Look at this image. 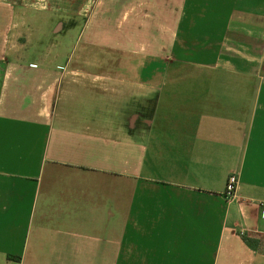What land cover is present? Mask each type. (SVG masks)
I'll return each instance as SVG.
<instances>
[{
    "label": "crops",
    "instance_id": "1",
    "mask_svg": "<svg viewBox=\"0 0 264 264\" xmlns=\"http://www.w3.org/2000/svg\"><path fill=\"white\" fill-rule=\"evenodd\" d=\"M37 11L160 57L63 70ZM0 264H264V0H0Z\"/></svg>",
    "mask_w": 264,
    "mask_h": 264
},
{
    "label": "rangeland",
    "instance_id": "2",
    "mask_svg": "<svg viewBox=\"0 0 264 264\" xmlns=\"http://www.w3.org/2000/svg\"><path fill=\"white\" fill-rule=\"evenodd\" d=\"M90 5V9H92V3H90ZM49 14L47 13V15ZM35 17L36 18L32 20L37 28L43 26L47 30L53 29L58 31L55 28L60 27V22H62L63 27L66 28L62 34H60L62 38L60 43H55L57 42L56 31L41 36L37 34L38 41H43L44 45H47L48 48L44 47V45H40L35 51L34 56H32L39 59L43 52H46L44 53L45 55L51 53L52 57L60 58L63 64L69 63L67 66L62 67L63 70L79 69V72L84 71L90 72L91 74H116L118 79H126L140 73L141 68L144 67L149 60L160 57L156 51L150 50L146 45V48H143L141 43L146 42L144 40L142 41L139 29H134L133 32H130L124 27L125 22H122L119 28H116L115 25L109 28V31H119V33L115 32L100 35L94 33V26L98 24L99 19L92 17L91 14L85 17H61L55 14L51 15V17H43V14L37 11ZM136 20V25H140L141 19ZM129 21L131 20L129 19ZM108 24L109 23H107V25ZM166 36L171 37V35ZM120 37H124L125 40H120ZM79 38L80 43H78ZM51 39L54 44L49 43ZM58 44H61L59 45L61 46L60 50H57ZM74 44L75 47H73ZM159 53H163L166 61L171 58L172 54L170 51H159ZM143 73H145V71H143ZM85 77L87 83V74ZM84 101V107L89 108L93 106L95 109L99 107L101 111H103L104 108L108 110L110 105L113 106L112 101H109L108 94L99 93L96 94L93 99L86 98ZM122 104H124V102H122ZM135 109L134 107L132 110Z\"/></svg>",
    "mask_w": 264,
    "mask_h": 264
},
{
    "label": "built area",
    "instance_id": "3",
    "mask_svg": "<svg viewBox=\"0 0 264 264\" xmlns=\"http://www.w3.org/2000/svg\"><path fill=\"white\" fill-rule=\"evenodd\" d=\"M238 188V175L235 173H232L229 175L226 187L224 191V198L227 201H232L236 198V192Z\"/></svg>",
    "mask_w": 264,
    "mask_h": 264
}]
</instances>
